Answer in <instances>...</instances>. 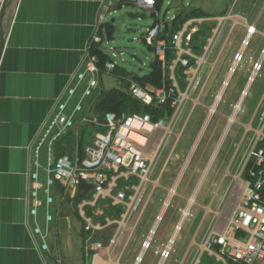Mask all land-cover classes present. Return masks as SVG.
Returning a JSON list of instances; mask_svg holds the SVG:
<instances>
[{"label": "built area", "instance_id": "built-area-1", "mask_svg": "<svg viewBox=\"0 0 264 264\" xmlns=\"http://www.w3.org/2000/svg\"><path fill=\"white\" fill-rule=\"evenodd\" d=\"M4 1L0 0L1 8ZM258 1L260 7L253 22L235 12L238 0L227 13L189 19L173 34L175 55L168 61V45L162 37L164 24L161 13L156 9V0H134L137 8L149 12L154 18L143 37L154 52V59L161 63L169 83L165 80L159 87L146 88L132 82L130 95L152 108L171 109L170 114L165 110V116L157 119L144 111L122 115L107 112L103 116L94 113L101 92L100 76L113 73L117 63L109 60L101 64L100 56L93 52L92 43L34 145L33 166L29 172L27 224L39 242L40 251L51 253L52 230L60 219L62 206L70 205L83 224L90 263L121 264L160 186L162 173L154 176L155 155H148L152 135L163 129L169 136L183 132V127L178 134L174 129L182 119L186 103L191 101L192 107L183 125L202 105L201 98L219 61L228 50L235 32L243 27L245 34L233 57L229 58L226 77L208 108L210 114H220L219 106L226 104L227 89L239 69L246 70L245 85L237 101L229 104L231 113L224 115L231 125L239 123L244 127L240 139L234 143V158L240 157L237 177L243 176V193L228 224L221 231H211L198 246L193 264H203L205 254L217 264H264V93L249 121L242 124L237 120L239 114L245 112L243 105L252 86L264 71V45L256 59L247 54L255 36L263 37L264 44V32L258 29L264 14V0ZM115 2L110 1V5ZM207 23L212 24L210 32L202 50L195 51L193 34ZM95 42L99 43L101 39L97 37ZM243 63H246L244 67ZM82 127L87 129L84 134ZM70 135L75 136L72 153H60L59 143L65 145L64 139ZM84 183L91 189L76 203V195ZM176 194V188L169 189V196L163 201L154 224L143 235L140 252L133 264H142L147 252L154 248L160 225ZM187 215L182 213L183 218ZM181 230L182 222H179L175 231ZM95 234L99 238H95ZM175 240L174 236L169 238L163 248L154 251L159 256L156 264H165L171 258Z\"/></svg>", "mask_w": 264, "mask_h": 264}, {"label": "crops", "instance_id": "crops-1", "mask_svg": "<svg viewBox=\"0 0 264 264\" xmlns=\"http://www.w3.org/2000/svg\"><path fill=\"white\" fill-rule=\"evenodd\" d=\"M110 1L112 0H13L6 11L4 20L6 44L0 60V264H87L90 259L84 241L83 224L70 205L62 206L60 219L53 228L51 253L44 254L40 251L39 242L32 236L27 224L29 172L33 166L34 145L41 129L54 111L71 76L82 65L87 50L97 37L101 42L104 41L110 26L114 29L110 39H114L116 35V20L113 18L111 22H107V17L123 6L110 5ZM247 2L241 0L235 12L247 17L249 22H253L259 11L260 2L258 0ZM230 8L231 5L217 15L227 13ZM7 22L8 27H6ZM258 29L264 32V27L260 24ZM244 34L245 29L239 28L234 42L240 43ZM258 39L262 41L263 37L258 36ZM102 44H98V47L100 46V49L107 54ZM234 51L236 47L235 50L230 47L229 57H233ZM241 72L243 74L234 82V86L238 89L245 85L246 70ZM217 84L218 81L215 87ZM229 98H232V95ZM207 102L208 105L203 104L200 109L197 119L191 120L192 115L185 125L184 122L182 123L184 119L179 121L181 126L175 132L177 125L174 132L178 134L182 127L183 132L174 135L179 137V140L171 143L169 147L171 152L165 164L166 168L171 160H173L171 164L177 160L183 161L175 183L169 186L176 188L177 191L184 171L189 164H194L195 160H197V169L214 171L211 177H205L203 180L206 190H199L197 195L191 198L193 201L182 196L186 204L180 207L177 220L170 226L168 239L173 236L176 239L171 258L174 257V261H179L178 252H183L184 256L183 254L180 256H183L180 264H187L189 253L193 248L189 243L184 252L182 240L184 223L194 210L192 203L197 200L199 203L204 202L206 199L213 202L217 197L220 198L223 188L231 182L229 178H224V171L239 169L240 157L234 158L233 155L230 159V151L225 148L231 124L220 110V114H210L208 108L213 101L209 99ZM216 118L220 119L216 120ZM169 137L166 129L154 133L150 140L148 155L150 157L155 155L156 160L163 143ZM185 145L188 147L187 150L183 149ZM175 155L179 159H175ZM169 189L166 190L167 193ZM183 212L189 215L183 218ZM154 221L155 217L152 225ZM179 222H182V230L176 232L175 226ZM145 234L142 233L138 240L139 251L134 259L140 252ZM95 235V238H99L98 234ZM168 239L166 242H159V245L155 244L154 251L163 248ZM117 254L118 252L115 257ZM197 255L198 252L196 258ZM134 259L131 260V256L126 259L124 254L121 264H133ZM204 261H209L206 264H217L208 254L204 255ZM144 262L145 258L142 264Z\"/></svg>", "mask_w": 264, "mask_h": 264}, {"label": "rangeland", "instance_id": "rangeland-1", "mask_svg": "<svg viewBox=\"0 0 264 264\" xmlns=\"http://www.w3.org/2000/svg\"><path fill=\"white\" fill-rule=\"evenodd\" d=\"M115 1L116 2L113 5L118 6L119 4H122L123 7L114 10L115 12H113L107 17V22H111L113 18L116 20V35L114 36V39H110L106 35L104 41L99 43L95 42L93 43L94 45L92 47L94 50L98 47V44L103 43V49L107 52L110 58L117 63V67L123 68L126 71L125 75H117L115 74L116 70H114L113 73H103V75L100 76L101 92L97 102L101 100L102 96L108 95L111 106H114L115 103L123 100L124 98H128L132 82H137L140 84V82L135 79L136 76L141 77L144 75H148L149 71L151 70L150 63L156 61L154 59L155 55L153 50H151L146 45L143 37V35L147 31V28L152 24L154 20L152 15L149 12H145L140 8H137L134 5V0ZM234 1L235 0H164L162 2L158 0L159 7H157V10L161 13L162 23L164 24V34L162 32V37L166 40L167 45L171 43L170 38L174 30L179 29L183 25H180V21L175 20L176 17H184L191 11L196 12V15H217L218 13L224 12L226 9H228L229 5H233ZM240 1L241 0H238V3ZM250 1L254 0H245V2L247 3H250ZM260 26L264 27V14L261 17ZM193 28H196L195 25H193ZM238 30L235 33H237ZM196 33L197 32H194L193 35H195ZM234 41L235 37L232 38V41H230L228 45V50L225 52L224 56L219 61L216 68L217 70L209 81V85L201 98L202 105H199L195 109L191 120H194L196 116H198L201 111L200 109L203 107V104L207 106V100L210 99L213 101L214 96L218 93V88L221 85L222 80L226 77V72L229 65L228 59H231V57H229V49L231 47V49L235 50V47L237 48V46L240 44L239 42L236 41L237 43H235ZM263 45V40L261 41L255 36L251 43V46L248 48L247 54L253 56L256 59L259 56L260 49ZM169 51L172 52L173 48ZM245 65L246 63H243L242 67H244ZM206 69L208 70L209 66H207ZM241 71L243 70L239 69V73L236 76V79L233 81L232 86L227 91V94L225 96L226 104L224 103L219 106L220 112L224 113L225 115L231 113V108H229L228 104L231 102L235 103L237 101L240 90L244 87L243 85L241 89H238L234 86V82L238 80L237 77H240L243 74V72ZM246 76L247 75H245L244 77V84L246 81ZM217 81L218 84L215 87V83ZM144 87L152 88L153 86L146 84L144 85ZM263 93L264 71L262 72L261 77H259L258 80L252 86L250 90V96L247 98L243 105V109L245 110V112L243 114H239V116L237 117L238 122L246 124L249 121V117H251V115L254 113ZM231 95L232 98H229ZM191 107L192 102L188 101L185 105V110L182 113V119L186 117ZM98 109L99 107H97V110ZM94 113L100 116V111ZM219 119L220 118H216V120ZM180 126L181 125L178 124V127L176 128L175 132L179 130ZM243 131L244 127L241 126L239 123L231 125V130L229 132V135H227L225 143V148L227 147V149H229L230 151V159L234 155V148L232 147V144L240 139ZM73 137L74 136L70 135L64 139V142L68 143L64 146L67 148V152L69 153H72V147L73 145H75V137ZM178 140L179 137L177 138L174 135L170 136L168 139L165 140V143H163L156 159V170L154 176L157 177L160 173H162V170L165 168V164L167 163L171 152L169 147L173 141L176 143ZM59 146L60 148H63V145L61 143H59ZM183 149L187 150V145H185ZM175 159L179 158H177V156L175 155ZM172 161L173 160L169 161L168 165L163 170L161 182H159L160 186L158 185L154 193L153 199L150 203V206L147 208L144 218L139 226V229L134 235L132 242L126 250V259H128L130 256L131 260L134 259L135 254L139 251L138 240L141 237V234L147 233L148 228L153 223L155 215L161 209L163 201L169 196V190L168 193L166 190L170 188L169 186L173 184V182L180 173L183 161L177 160L176 162H173L171 164ZM196 162L197 160H195L194 164H189L187 169L184 171L183 177L180 181L179 189L177 191L178 194L174 196L175 199L172 200L173 202H171V206L166 215L165 221L159 229V233L156 238V245H159V242H166V240L168 239V236L170 235L171 231H169L170 226L178 218V210L180 209V207L186 204L182 196L191 199L192 197H194V195H197V192L199 190H206V186L203 185V180L205 177H211L214 171L211 169H197ZM239 172V169L224 171V178H229V181L231 182L223 188V191H221L222 193L220 195V198L217 197L216 200L213 202H210V199H206V201L204 202L199 203V201L197 200V202L192 203L191 206L194 210H192L189 219H187L184 223V231L182 234V240L184 241V244L181 243V245L183 244L184 252L187 249L189 243L190 246H193L189 253L187 264H193L195 260L194 258H196V252H198L197 246L204 242L205 238L211 233V231H221L228 224L233 214L232 210L234 208L236 209V207L238 206L243 193V176H241V178H238L237 176ZM181 254H183L184 256V253L179 251V261H174V257H172L166 262V264H180V259L183 258V256L180 257ZM89 260L90 259H88L87 264H91L89 263ZM158 261L159 256L154 254L153 248L147 252L144 264H156ZM208 262L209 261H204L203 264H206Z\"/></svg>", "mask_w": 264, "mask_h": 264}, {"label": "trees", "instance_id": "trees-1", "mask_svg": "<svg viewBox=\"0 0 264 264\" xmlns=\"http://www.w3.org/2000/svg\"><path fill=\"white\" fill-rule=\"evenodd\" d=\"M160 1H164V0H160ZM156 9L158 6V0H156ZM224 14V13H223ZM212 15H196V12L191 11L188 14H186L184 17H176L175 20L180 21V25L184 24L186 21H188L191 18H200V17H211ZM215 16V15H213ZM167 23V22H166ZM212 24L207 23L206 25L202 26L201 29L195 34L193 35L192 38V44L193 47L195 49V51L200 52L202 50V45L204 44L203 42L205 41V38L207 37L208 33L210 32L211 26ZM182 27V26H181ZM180 27V28H181ZM179 28V29H180ZM177 29V30H179ZM176 29L174 30L173 34L177 31ZM108 37L112 38L113 36V32L114 29L110 26L108 28ZM164 34V31H163ZM173 34L170 38V44H168V48L166 50V59L168 61H171V59H173L175 53H174V48H173V44H172V37ZM173 48V51H169L170 49ZM151 49V48H150ZM152 50V49H151ZM94 53L98 54L100 56L101 59V64L105 63L106 61L112 60L110 58V56L108 54H106L102 49H100V46L98 48H95L93 50ZM156 60V59H155ZM157 61V60H156ZM153 61L150 64V71L148 75H144V76H136V80L140 82L141 85H152L155 87H159L161 85H163L164 81H168L167 80V76L164 74L162 67H161V63L159 61ZM115 74L117 75H125L126 71L123 68L117 67ZM179 75H181V69L178 70ZM169 83V81H168ZM105 106V108H104ZM97 107H99V109L96 111H100V116H103L105 113L107 112H114L118 115H122L124 113H129V112H139V111H144V112H149L152 113L154 115V118L157 119L159 117L165 116L164 111L168 110V114L171 113V109L170 108H165V107H155L152 108L151 106H147L142 104L141 102L135 100L130 94L128 98H124L121 101H118L117 103L114 104V106H111L110 103V99L107 96H102L101 100L98 102ZM102 107V108H101ZM83 134L84 132H86L87 129H83ZM73 136V135H71ZM75 137V136H74ZM73 137V138H74ZM68 143H65V145ZM70 145V144H69ZM63 145V148H60L59 146V152L60 153H65L67 152V148ZM91 189V186L87 185V184H82L81 187L79 188L78 194L76 195V199L75 202L77 203V201L81 200L82 198H84L85 196H87L89 190ZM232 264V263H231Z\"/></svg>", "mask_w": 264, "mask_h": 264}, {"label": "water", "instance_id": "water-1", "mask_svg": "<svg viewBox=\"0 0 264 264\" xmlns=\"http://www.w3.org/2000/svg\"><path fill=\"white\" fill-rule=\"evenodd\" d=\"M13 0H5L3 3V6L1 8L0 12V60L2 57V53L4 51V47L6 44V28H5V16H6V11L8 7L10 6L11 2ZM9 23H6V27H8Z\"/></svg>", "mask_w": 264, "mask_h": 264}, {"label": "bare ground", "instance_id": "bare-ground-1", "mask_svg": "<svg viewBox=\"0 0 264 264\" xmlns=\"http://www.w3.org/2000/svg\"><path fill=\"white\" fill-rule=\"evenodd\" d=\"M139 139V138H138ZM191 201H193V199H191Z\"/></svg>", "mask_w": 264, "mask_h": 264}]
</instances>
